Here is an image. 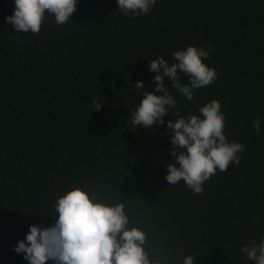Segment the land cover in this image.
<instances>
[{
    "label": "trees",
    "instance_id": "16d2710c",
    "mask_svg": "<svg viewBox=\"0 0 264 264\" xmlns=\"http://www.w3.org/2000/svg\"><path fill=\"white\" fill-rule=\"evenodd\" d=\"M13 8L0 0V264H27L13 245L30 224L53 223L56 198L74 185L123 201L149 244L173 259L183 249L197 264H253L241 248L264 237V0H157L135 19L116 0H79L72 19L48 16L37 34L6 23ZM188 45L212 46L216 81L187 100L166 78L172 114L136 128L135 82L152 91L149 61L173 63ZM213 99L228 139L245 145L240 164L217 171L200 194L169 185L166 122Z\"/></svg>",
    "mask_w": 264,
    "mask_h": 264
},
{
    "label": "clouds",
    "instance_id": "9594fccd",
    "mask_svg": "<svg viewBox=\"0 0 264 264\" xmlns=\"http://www.w3.org/2000/svg\"><path fill=\"white\" fill-rule=\"evenodd\" d=\"M14 8L5 21L17 33L37 34L48 16L57 25L72 19L79 0H13ZM157 0H116L121 15L135 19L152 11ZM213 51L211 45H188L172 53L175 62L163 56L149 61V71L155 73L152 91L138 80L135 89L141 100L130 113L131 124L136 128L150 129L154 124L165 125V115L177 101L164 83L167 78L172 88L187 100L194 92L213 84L217 69L207 60ZM180 73L188 77L182 83ZM162 93V94H157ZM93 110L102 103L94 101ZM199 114L178 116L166 122L171 131L170 156L173 163L165 165V179L169 185L181 181L196 194L204 191V183L217 171H226L230 164H240V154L245 151L242 142L229 140L225 134L226 118L221 103L213 99L198 108ZM172 114V113H171ZM253 128L261 132L262 121L257 116ZM55 220L50 225L30 224L23 239L13 245L27 264H197V257L183 249L175 259L161 249L149 244V232L127 209L103 190H93L88 185L66 188L56 198ZM253 264H264V237L241 248Z\"/></svg>",
    "mask_w": 264,
    "mask_h": 264
}]
</instances>
